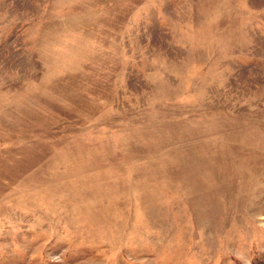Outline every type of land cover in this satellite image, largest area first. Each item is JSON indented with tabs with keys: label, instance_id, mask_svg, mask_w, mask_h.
<instances>
[{
	"label": "rangeland",
	"instance_id": "1",
	"mask_svg": "<svg viewBox=\"0 0 264 264\" xmlns=\"http://www.w3.org/2000/svg\"><path fill=\"white\" fill-rule=\"evenodd\" d=\"M0 264H264V0H0Z\"/></svg>",
	"mask_w": 264,
	"mask_h": 264
}]
</instances>
